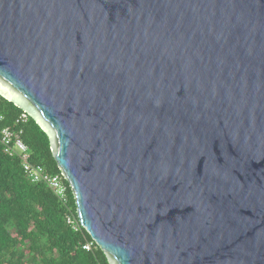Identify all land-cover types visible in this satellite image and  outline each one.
I'll return each mask as SVG.
<instances>
[{"label":"water","instance_id":"obj_1","mask_svg":"<svg viewBox=\"0 0 264 264\" xmlns=\"http://www.w3.org/2000/svg\"><path fill=\"white\" fill-rule=\"evenodd\" d=\"M0 95L110 264H264V0H0Z\"/></svg>","mask_w":264,"mask_h":264},{"label":"trees","instance_id":"obj_2","mask_svg":"<svg viewBox=\"0 0 264 264\" xmlns=\"http://www.w3.org/2000/svg\"><path fill=\"white\" fill-rule=\"evenodd\" d=\"M22 112L2 98L0 127L14 126ZM24 140L31 149L33 164L54 175L61 173L49 135L31 117ZM65 183L67 202L46 184L32 182L21 161L0 146V264H110L105 252L82 227L75 195L69 182ZM89 242L95 246L88 251L84 246Z\"/></svg>","mask_w":264,"mask_h":264},{"label":"built area","instance_id":"obj_3","mask_svg":"<svg viewBox=\"0 0 264 264\" xmlns=\"http://www.w3.org/2000/svg\"><path fill=\"white\" fill-rule=\"evenodd\" d=\"M0 95V101L2 100ZM30 116L26 112H22L15 120L14 126L0 127V146L11 157L18 158L27 177L35 183H44L49 186L54 193L63 202L68 201V186L65 183V176L60 174H51L46 171L43 166L35 165L31 162V149L24 140L25 126L29 122ZM3 116L0 115V121ZM70 223L73 220L69 219ZM95 246L94 242H89L84 246V249L91 250Z\"/></svg>","mask_w":264,"mask_h":264}]
</instances>
